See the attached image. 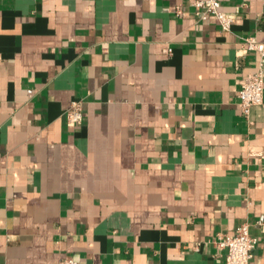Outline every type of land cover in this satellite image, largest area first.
<instances>
[{"label":"crops","instance_id":"obj_1","mask_svg":"<svg viewBox=\"0 0 264 264\" xmlns=\"http://www.w3.org/2000/svg\"><path fill=\"white\" fill-rule=\"evenodd\" d=\"M195 1L0 0V264H225L243 222L264 264V0Z\"/></svg>","mask_w":264,"mask_h":264},{"label":"built area","instance_id":"obj_2","mask_svg":"<svg viewBox=\"0 0 264 264\" xmlns=\"http://www.w3.org/2000/svg\"><path fill=\"white\" fill-rule=\"evenodd\" d=\"M194 7L201 20L214 17L223 31L232 27L234 14L222 8L221 0H196ZM244 52L254 51L259 55L257 70L250 73L242 84L238 96L241 114L249 118L251 110L264 103V42L254 36H247L242 43ZM68 123L77 125L83 121L84 107L81 100H74L66 112ZM247 222L239 224L233 234H220L215 241L218 247L225 250V264H250L258 244ZM53 264H81L72 256H67Z\"/></svg>","mask_w":264,"mask_h":264}]
</instances>
